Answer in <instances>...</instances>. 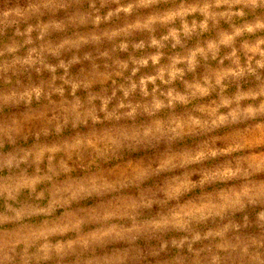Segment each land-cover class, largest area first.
<instances>
[{
  "label": "clouds",
  "instance_id": "9594fccd",
  "mask_svg": "<svg viewBox=\"0 0 264 264\" xmlns=\"http://www.w3.org/2000/svg\"><path fill=\"white\" fill-rule=\"evenodd\" d=\"M0 264H264V0H0Z\"/></svg>",
  "mask_w": 264,
  "mask_h": 264
}]
</instances>
